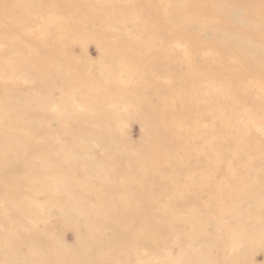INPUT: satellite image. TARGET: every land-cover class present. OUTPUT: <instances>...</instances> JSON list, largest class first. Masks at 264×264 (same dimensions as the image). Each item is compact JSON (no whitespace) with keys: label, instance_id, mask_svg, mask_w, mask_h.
<instances>
[{"label":"rangeland","instance_id":"obj_1","mask_svg":"<svg viewBox=\"0 0 264 264\" xmlns=\"http://www.w3.org/2000/svg\"><path fill=\"white\" fill-rule=\"evenodd\" d=\"M0 264H264V0H0Z\"/></svg>","mask_w":264,"mask_h":264},{"label":"bare ground","instance_id":"obj_2","mask_svg":"<svg viewBox=\"0 0 264 264\" xmlns=\"http://www.w3.org/2000/svg\"><path fill=\"white\" fill-rule=\"evenodd\" d=\"M24 7H27V5H25ZM20 9V8H19ZM32 12V11H31ZM30 12V8L26 9V10H22L20 9V14L25 17V18H30L31 17V13ZM11 17L14 16V17H18V14H13V15H10Z\"/></svg>","mask_w":264,"mask_h":264}]
</instances>
